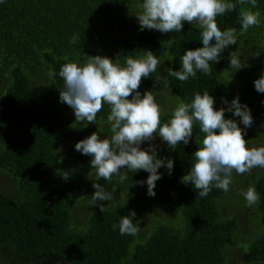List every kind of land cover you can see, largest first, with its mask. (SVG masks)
<instances>
[{
  "label": "trees",
  "instance_id": "1",
  "mask_svg": "<svg viewBox=\"0 0 264 264\" xmlns=\"http://www.w3.org/2000/svg\"><path fill=\"white\" fill-rule=\"evenodd\" d=\"M141 3L0 0V264H264V168L233 172L230 191L213 187L200 197L181 182L205 136L198 124L186 146L172 150L159 136L152 141L161 158L174 161L171 175L164 167L158 170L163 175L154 197L147 194L146 183H133L147 180L149 173L140 170L129 172L123 184L116 176L101 181L109 192L115 186L114 198L103 202L104 212L92 205V157L75 145L93 132L101 138L111 135L110 108L105 104L96 123L87 127L75 123L74 110L59 96V71L67 62L82 64L90 55H101L118 57L123 64L128 56L151 50L161 63L152 76L142 78L139 91L156 97L163 109L161 124L197 92L215 97L217 110L227 107L225 98L231 102L238 95L254 121L245 130L248 146H264V93L254 85L264 74V0L253 9L261 13L260 25L246 32L238 16L250 4L217 17L221 30L237 29L238 43L224 50L210 75L197 71L188 81L166 70H179L182 55L202 46L201 29L184 22L179 33L140 30L136 14ZM73 35L79 37L75 44ZM231 50L245 65L235 72L229 68ZM225 117L240 121L231 112ZM73 169L65 181L62 175ZM249 187L260 197L251 207L240 193ZM131 210L138 234L121 235L119 222Z\"/></svg>",
  "mask_w": 264,
  "mask_h": 264
},
{
  "label": "clouds",
  "instance_id": "2",
  "mask_svg": "<svg viewBox=\"0 0 264 264\" xmlns=\"http://www.w3.org/2000/svg\"><path fill=\"white\" fill-rule=\"evenodd\" d=\"M241 7L239 22L241 32L252 26H259L261 13L253 11L257 8V0H142L140 11L136 14L140 30H157L161 33L182 31L184 22L198 25L202 46L187 50L181 57V67L174 70L169 67L167 75L179 81L195 78L197 71L206 75L212 73V65L221 59L222 53L231 45L238 43L236 28L221 30L217 17ZM79 37L73 35L71 42H78ZM258 56V55H257ZM161 61L151 50L138 58L128 56L123 64L118 57L113 60L108 56H89L84 63L67 62L62 65L59 76L63 87L59 90L60 102L74 110L75 123H96L97 114L107 104L110 113L107 122L110 125V136L93 132L90 136L76 143V151L92 157L88 177L93 181L92 205H98L104 212L105 204L114 198L101 181L111 182L118 177L123 184L128 173L144 170L149 173L147 180L133 181L143 186L147 184V194L156 195V182L162 178L158 170L166 168L172 174L174 161L161 158L158 146L152 141L157 136L167 142L170 149L175 150L179 144L188 145L193 137L194 124L205 134L202 144L193 152V163L190 170L181 178L185 185H192L198 190L200 197H207L213 187L230 191L233 183V172L244 174L254 168H264V146L249 147L245 139V130L253 125L251 109L240 101L239 96L223 103L227 107L217 110L214 107L215 97L209 92L195 93L190 103H180L172 112L168 123L161 124L162 107L157 103L151 91L141 94L139 91L142 78L152 76ZM229 65L235 71L245 67L240 58L233 52L229 56ZM50 76L54 75L49 73ZM156 81L160 77L155 78ZM255 89L264 93V74L254 81ZM164 86L167 87L165 80ZM131 96V99L129 97ZM231 112L234 117L226 118ZM244 125V129L239 126ZM219 129V132H217ZM148 141V147L141 146ZM123 169V171H122ZM75 171H65L63 179L67 181ZM132 183V184H133ZM247 206L251 207L260 199L256 189L249 187L242 193ZM134 210L125 215L119 222L121 235H136L139 231L133 221ZM117 225H113L115 230Z\"/></svg>",
  "mask_w": 264,
  "mask_h": 264
},
{
  "label": "rangeland",
  "instance_id": "3",
  "mask_svg": "<svg viewBox=\"0 0 264 264\" xmlns=\"http://www.w3.org/2000/svg\"><path fill=\"white\" fill-rule=\"evenodd\" d=\"M159 32V31H158ZM160 34H162L161 32H159ZM233 45H231L230 47H232ZM232 52V50L231 51H229V53H231ZM160 105V104H159ZM154 142V141H153ZM259 146H262L261 144L259 145ZM258 146V147H259ZM240 193L242 194V192L240 191ZM242 196H243V194H242ZM238 197H240L239 195H238ZM87 210H88V208H87ZM142 219V218H141ZM143 220V219H142ZM144 221V220H143ZM140 226H143V223L142 222H140ZM142 231V230H141ZM138 234V233H137ZM136 238L139 240V238H138V236H136ZM140 240H143V239H140Z\"/></svg>",
  "mask_w": 264,
  "mask_h": 264
}]
</instances>
